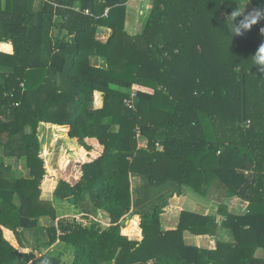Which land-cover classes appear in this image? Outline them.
<instances>
[{"label":"trees","instance_id":"trees-1","mask_svg":"<svg viewBox=\"0 0 264 264\" xmlns=\"http://www.w3.org/2000/svg\"><path fill=\"white\" fill-rule=\"evenodd\" d=\"M248 1L264 9V0ZM129 2L0 0V264H63V255L39 254L59 242L71 264H264V73L251 63L264 21L233 36L239 0H151L132 33L142 12L127 19ZM102 29L111 30L107 39ZM41 123L69 128L78 147L71 158L96 152L79 180L59 179L53 200L41 197ZM134 175L148 180L136 189L144 197L133 195ZM184 186L237 196L248 212L170 204ZM62 200L84 221L59 218ZM100 211L109 226L94 218ZM127 215L139 217L141 240L124 231ZM4 228L31 250L13 245ZM186 231L215 236L216 247L186 244Z\"/></svg>","mask_w":264,"mask_h":264},{"label":"crops","instance_id":"crops-1","mask_svg":"<svg viewBox=\"0 0 264 264\" xmlns=\"http://www.w3.org/2000/svg\"><path fill=\"white\" fill-rule=\"evenodd\" d=\"M248 3H250V1H248ZM247 7H249L250 11L255 10V8H256L253 5L251 7L250 6H247ZM130 28L132 29V33H137L138 31H140L141 26H139L137 23H134V21H133V24L130 25ZM47 124H49L53 128L61 129V132H55V130H54V134L60 140L63 141L61 147H63L67 151L66 155H63L64 157L68 156L67 155L68 152H72L76 148H78L75 139H71L69 137V135H68L69 128L67 126H59V125H55V124H52V123H47ZM43 126L44 125H40V130L41 131H42V129H44ZM90 141H95V139H90ZM91 143H93V145L96 148H98V145L94 144L95 142H91ZM93 151L94 150H91V151L79 150L78 154L74 158L69 157V160H66L67 162H69L68 163L69 165H67L66 167L63 168L64 170H62V172H61L62 175L57 180L46 179L48 184H47V188L46 189L43 188L42 198L43 199H48V200H53V198H54V196H53L54 190H55V188H56V186L58 184L59 179H61V178L70 179V180L72 179V181H76V180L80 179L79 173H80V170H81V164L87 159L88 155H95ZM83 153H86L85 158H84V154ZM81 156H82V160L80 159ZM79 160H81L80 161L81 163L78 165ZM72 161L73 162L75 161L74 164H72ZM182 191H183L182 195H174L169 200L170 204H172V205H174L176 207H179L181 209L190 210V211H194V212H199V213H202V214H205V215L217 214L221 204L226 206V208L228 209L229 213L236 214V215H245L248 212V209H249V202L245 201V200H243V199H241V198H239L237 196L226 197L225 195L219 194V193H212V195L204 196V195L198 193L197 191H195L193 188H191L189 186H184ZM139 195H135V197H138ZM58 202H60V203H59V205H56L57 208L60 207V204H61L62 208L63 207H64V209L67 208V210L71 211L72 213L75 210V209H71L70 208V207H72V205L66 200L57 201L56 204H58ZM64 202L66 204H63ZM60 208H58V209H60ZM64 209L58 210L59 212H61V213H59L60 214L59 218L60 217H64V216H72V215L74 216V215H76V214L70 215V214H68V211L66 209H65V212H64ZM225 218L224 217L222 218V216H218V221L221 220V219H225ZM50 221L51 220L46 218V219L42 220V223L45 226H49L50 223H51ZM6 231L7 232L9 231L11 233V235H13L15 237L14 241L18 242V240L16 239L15 234L11 230H9L7 228H4V232L5 233H6ZM230 235L231 234H229L228 229H226V231L224 233V238L225 239H230ZM5 237L13 245H15L18 249L21 248V246H19L20 245L19 243L15 244V243L12 242V237H10V236H9V238L7 236H5ZM141 237H142V235H141ZM30 238H31V236H30ZM30 238H27L28 241L33 242ZM184 239H185L186 244H188V245L197 246V247L205 248V249L215 248L216 247V242H217L215 236H212V235H195V234H193V233H191L189 231H186L184 233ZM54 246H52L51 248H49L45 252H39V254L42 255L43 253H46V254H49V255H52V256L63 255L62 253H60L61 251L58 254H54L53 253L54 249L52 250V248ZM21 251H24V250H21ZM27 251H30V250H28V248H27ZM263 251H264V249H262V248L258 249L257 250V255L259 257L264 258V252Z\"/></svg>","mask_w":264,"mask_h":264},{"label":"rangeland","instance_id":"rangeland-1","mask_svg":"<svg viewBox=\"0 0 264 264\" xmlns=\"http://www.w3.org/2000/svg\"><path fill=\"white\" fill-rule=\"evenodd\" d=\"M130 4L132 5L131 7H133L132 8L133 10L131 9V7H129V10H128V13H127V19H128V17H130L131 20H134V17H135L134 16V12L137 11L136 12L137 14H135L136 16L142 12L140 14V16H139L137 24L139 26H143L144 20L147 17L146 14H148V12L150 11V8L152 6L151 0H130L128 5H130ZM247 6L251 7L252 5H251V3H248L247 0H239L238 7H239V9H240V11L242 13L250 12L249 7H247ZM255 9H257V8H255ZM142 10H144V11H142ZM130 19L128 21H130ZM129 30L132 31V29L130 27H129ZM110 34H111V30L102 29V30L99 31L98 37L102 38V39H107L110 36ZM92 62L96 63L98 65L103 64V60H101V59L93 58ZM95 98H96V107H102L103 98H104L103 93L96 91L95 92ZM41 125H44L43 126L44 129H42V131L40 130V127H39V134H40L39 136H40V139H41V157L45 160V166H46V170H47V173L44 176V179H43V181L41 183V189H42L41 197H42L43 188L44 189L47 188V186L45 185L46 179L57 180L62 175L61 172H62V170H64L63 168L66 167L67 165H69L68 164L69 162H67L66 160H69V157L71 156L70 153H73V152H68L67 153L68 156H66V157L63 156V155H66V152H67L63 147H61L63 141L60 140L54 134V130H55V132H61V129L53 128L47 123H43V124L41 123ZM139 136L140 135H137V137H139ZM138 139L140 140V143H141L142 146H146L147 145V141L142 136L139 137ZM89 142L90 143L91 142H95L94 144L98 145V148H96V149L99 150L101 148V146L97 143L96 140L95 141H90L89 140ZM157 147L161 148L160 145L157 146ZM93 152L96 155V152L95 151H93ZM83 154H84V158H85L86 153H83ZM80 159L82 160V156H81ZM6 160L10 161L9 159H6ZM81 160H79V162L77 161L78 165L81 163L80 162ZM74 162L72 161V164H74ZM19 166H20V170L22 169L21 172H24L25 170H24L23 163L19 164ZM79 177H80V173H79ZM131 179H132L131 181H132L133 195L134 194L135 195L141 194V197H144L145 195L141 192L142 190L137 191L136 189L140 188L142 185H146L148 183V180L146 178L145 179L142 178V175H134V176L131 177ZM176 190H177V188L175 186H173L170 189L169 193L170 194L171 193H176ZM171 198L172 197H170L169 200ZM44 200H48V199H44ZM59 203L60 202H58V204H55V205H59ZM63 204H66V203L64 202ZM60 207H58V208L64 209V207L62 208L61 204H60ZM70 208L71 209H75L74 206H72ZM60 209H58V210H60ZM65 209L67 210V208H65ZM65 209H64V212H65ZM67 211H68V214H70V215L76 214L74 216L78 219V221H80V222L84 221L83 216H81V214H79L78 211L74 210L73 213L71 211H69V210H67ZM59 213H61V212H58V214ZM94 218L96 220H98L101 223L102 226H109L110 223H111L110 222V217L108 216V213L104 212V211L98 212V214H96ZM126 218L128 220H127V222L125 224L126 229L124 231L129 234V237L132 240H141V238H142L141 235L139 233H135L136 231H138L137 230V228H138L137 224L139 222V219H138L139 217L134 216L132 218L130 215H127ZM136 218H137V221L135 220ZM44 219H46V218H44ZM4 234L8 238H9V236L12 237V242L13 243H15V244L18 243V242L14 241L15 237L13 235H11V233L9 231L8 232L6 231V233L4 232ZM30 236H31V238H30ZM25 237L30 238L33 241V235L27 233V235H25ZM64 247H65V244L63 242L62 243L59 242L52 248V250L54 249V252L52 250L51 251L54 254H58L60 251L64 250V252H63V258H64L63 264H70L71 263L70 261L72 260L71 255L69 254V252L66 249H63ZM20 249L24 250V252L27 251V248L21 247ZM28 250H31V248L29 247Z\"/></svg>","mask_w":264,"mask_h":264},{"label":"clouds","instance_id":"clouds-1","mask_svg":"<svg viewBox=\"0 0 264 264\" xmlns=\"http://www.w3.org/2000/svg\"><path fill=\"white\" fill-rule=\"evenodd\" d=\"M229 28L232 35L242 36L249 31L252 25L264 21V9H255L247 13L234 10L230 14ZM237 17H241L238 21ZM228 17H226V20ZM264 34V32H261ZM252 66H257L260 73H264V42L260 43L254 54L251 55Z\"/></svg>","mask_w":264,"mask_h":264},{"label":"built area","instance_id":"built-area-1","mask_svg":"<svg viewBox=\"0 0 264 264\" xmlns=\"http://www.w3.org/2000/svg\"><path fill=\"white\" fill-rule=\"evenodd\" d=\"M135 96H136V94L133 92L132 95H131V97H130V99L127 101L126 104H127V106L129 108H135V104H134V98H135ZM138 135L141 136L140 131L138 132Z\"/></svg>","mask_w":264,"mask_h":264}]
</instances>
